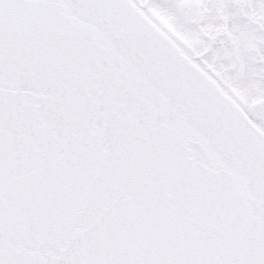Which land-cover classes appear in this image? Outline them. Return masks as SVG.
<instances>
[{
  "label": "snow or ice",
  "instance_id": "obj_1",
  "mask_svg": "<svg viewBox=\"0 0 264 264\" xmlns=\"http://www.w3.org/2000/svg\"><path fill=\"white\" fill-rule=\"evenodd\" d=\"M0 264H264V0H0Z\"/></svg>",
  "mask_w": 264,
  "mask_h": 264
}]
</instances>
